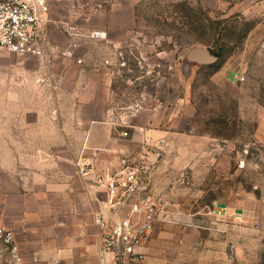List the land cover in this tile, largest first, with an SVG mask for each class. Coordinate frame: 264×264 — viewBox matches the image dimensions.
I'll list each match as a JSON object with an SVG mask.
<instances>
[{
  "label": "rangeland",
  "instance_id": "1",
  "mask_svg": "<svg viewBox=\"0 0 264 264\" xmlns=\"http://www.w3.org/2000/svg\"><path fill=\"white\" fill-rule=\"evenodd\" d=\"M249 1L48 0L45 56L0 54V66L22 62L36 77L46 72L38 67L62 70L88 47L109 72L116 124L153 109L161 123L175 111L180 127H190L175 159L198 158L196 173L169 163L166 140L146 151L165 198L147 242L153 264H263L264 16L249 12ZM205 47L216 60L190 56Z\"/></svg>",
  "mask_w": 264,
  "mask_h": 264
},
{
  "label": "crops",
  "instance_id": "2",
  "mask_svg": "<svg viewBox=\"0 0 264 264\" xmlns=\"http://www.w3.org/2000/svg\"><path fill=\"white\" fill-rule=\"evenodd\" d=\"M249 12L264 16V0H250ZM84 48L62 70L53 62L38 67L46 71L41 76H28L31 67L22 62L0 66V225L20 245L17 260L0 240V264H101L95 219L107 199L101 175L118 169L126 155L145 156L150 167L146 151L161 139L173 167L189 165L193 174L201 163L175 159L178 141L192 137L175 111L162 123L160 111L150 109L116 124L109 72ZM81 158L92 166L86 176L78 171ZM157 172L151 168L153 180Z\"/></svg>",
  "mask_w": 264,
  "mask_h": 264
},
{
  "label": "built area",
  "instance_id": "3",
  "mask_svg": "<svg viewBox=\"0 0 264 264\" xmlns=\"http://www.w3.org/2000/svg\"><path fill=\"white\" fill-rule=\"evenodd\" d=\"M48 0H0V53L20 52L45 56L47 35L44 14ZM92 36H105L96 31ZM234 77L242 81L244 72ZM78 171L87 175L92 166L84 159L77 160ZM145 160L121 158L119 168L101 175L107 199L104 209L95 215L100 225L101 264H153L146 244L164 219L165 198L151 178ZM0 240L13 256L20 260V245L14 232L0 225Z\"/></svg>",
  "mask_w": 264,
  "mask_h": 264
},
{
  "label": "water",
  "instance_id": "4",
  "mask_svg": "<svg viewBox=\"0 0 264 264\" xmlns=\"http://www.w3.org/2000/svg\"><path fill=\"white\" fill-rule=\"evenodd\" d=\"M190 56L192 58L202 60V61H214L216 56L211 54L208 48H194L190 51Z\"/></svg>",
  "mask_w": 264,
  "mask_h": 264
},
{
  "label": "trees",
  "instance_id": "5",
  "mask_svg": "<svg viewBox=\"0 0 264 264\" xmlns=\"http://www.w3.org/2000/svg\"><path fill=\"white\" fill-rule=\"evenodd\" d=\"M263 264H264V257H263Z\"/></svg>",
  "mask_w": 264,
  "mask_h": 264
}]
</instances>
